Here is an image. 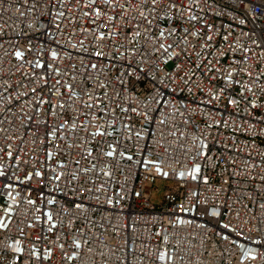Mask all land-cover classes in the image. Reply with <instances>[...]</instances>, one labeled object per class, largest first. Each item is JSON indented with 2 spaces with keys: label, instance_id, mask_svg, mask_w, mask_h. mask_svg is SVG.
<instances>
[{
  "label": "built area",
  "instance_id": "built-area-1",
  "mask_svg": "<svg viewBox=\"0 0 264 264\" xmlns=\"http://www.w3.org/2000/svg\"><path fill=\"white\" fill-rule=\"evenodd\" d=\"M0 264H264V0H0Z\"/></svg>",
  "mask_w": 264,
  "mask_h": 264
},
{
  "label": "rangeland",
  "instance_id": "rangeland-1",
  "mask_svg": "<svg viewBox=\"0 0 264 264\" xmlns=\"http://www.w3.org/2000/svg\"><path fill=\"white\" fill-rule=\"evenodd\" d=\"M168 186L170 183L161 180H156L153 184L146 183L143 188L144 195L149 197L151 203L158 204Z\"/></svg>",
  "mask_w": 264,
  "mask_h": 264
}]
</instances>
